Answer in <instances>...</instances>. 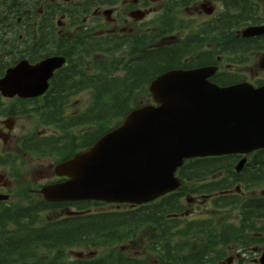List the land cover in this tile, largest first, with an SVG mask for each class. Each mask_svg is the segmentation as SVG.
I'll list each match as a JSON object with an SVG mask.
<instances>
[{
  "label": "flooded vegetation",
  "instance_id": "flooded-vegetation-1",
  "mask_svg": "<svg viewBox=\"0 0 264 264\" xmlns=\"http://www.w3.org/2000/svg\"><path fill=\"white\" fill-rule=\"evenodd\" d=\"M211 6L213 10L208 12ZM170 18L187 26L220 27L216 32L222 37L220 44L227 53L229 22L243 26L264 22V0H0L1 193L7 192L4 188L6 176L13 165H19L21 148L32 138V117L37 113V100L43 101L42 107L53 102V89L58 87L54 76L67 75L69 66L76 62H88L103 42L109 43L115 60L122 53H136L140 49L145 53L150 33ZM238 38L242 53L256 47H259L258 53L263 49L257 61L246 64L252 71L242 72L243 77L256 83L264 81V70L258 68L260 63L264 65L261 60L264 34ZM172 41L159 30L154 44L160 51L168 50L172 49L169 45ZM53 57L73 62L50 73L44 94L2 93V90L20 87L27 89L34 79L32 66ZM214 59L215 63L210 64H217L220 72L230 65L228 61L223 63L218 55ZM18 65L21 68L6 79L10 69ZM6 194L7 198L11 195ZM252 205L254 224L245 220L243 212L233 217L226 212L220 230L206 233L205 242L198 245L204 250L201 254L205 261L195 259L188 264H264V201L249 206Z\"/></svg>",
  "mask_w": 264,
  "mask_h": 264
},
{
  "label": "water",
  "instance_id": "water-1",
  "mask_svg": "<svg viewBox=\"0 0 264 264\" xmlns=\"http://www.w3.org/2000/svg\"><path fill=\"white\" fill-rule=\"evenodd\" d=\"M212 72L170 71L154 79L149 88L159 105L131 111L88 151L58 165L68 179L44 187L45 198L140 203L175 186L172 171L183 157L264 146V86L216 88L206 82Z\"/></svg>",
  "mask_w": 264,
  "mask_h": 264
},
{
  "label": "trees",
  "instance_id": "trees-1",
  "mask_svg": "<svg viewBox=\"0 0 264 264\" xmlns=\"http://www.w3.org/2000/svg\"><path fill=\"white\" fill-rule=\"evenodd\" d=\"M174 60V53L170 50H149V52H145L143 60H139L129 68V74L124 79L113 80L105 77L98 80L99 84L96 87L99 90H96L94 95L98 111L96 114L100 118L96 117L94 109H92V112H89L91 116L85 117L86 121L101 124L98 118L103 121L112 116L114 110L122 108V105L128 102L135 84L145 81L159 70L171 66V62ZM227 160L228 157L193 159L191 164L194 166L191 167L190 173L196 178H202L200 176L206 173L215 174L219 168H222L220 164L228 162ZM251 162H253L251 166L246 167L242 175L257 174L264 177V150L255 153ZM258 162L261 163L260 166L255 167V163ZM218 180L224 187H227V183H223L224 180L220 178ZM252 203L260 204L261 201L256 200ZM51 207V204L47 202L36 201L29 206L6 207L0 211V264H55L52 259L41 257L37 250L41 248L49 252L52 250V243L68 242L82 236L91 241L98 238L100 244L113 246L125 241L129 228L131 229L130 219L124 211H98L85 213V215L74 217L70 221H47L41 225L34 224L38 212ZM252 207L249 206L246 211H253L254 207ZM149 212L154 214L155 210ZM167 228L168 226H165V230ZM131 232H133L132 229ZM168 241L166 235V242ZM115 253L76 264H126L125 255L119 252Z\"/></svg>",
  "mask_w": 264,
  "mask_h": 264
},
{
  "label": "rangeland",
  "instance_id": "rangeland-1",
  "mask_svg": "<svg viewBox=\"0 0 264 264\" xmlns=\"http://www.w3.org/2000/svg\"><path fill=\"white\" fill-rule=\"evenodd\" d=\"M82 97H84V96H82ZM145 100H146V99H145L143 96H142V97L139 96V97L137 98L136 102H138V101H145ZM79 104H80L79 106L82 107V106H86L87 102H81V101H80ZM11 197H12L13 200L16 201V198H17V197H15V196H11ZM115 207H116V206H115ZM118 207H119V206H118ZM105 208H106V209H112V207H109V206H105ZM113 208H114V207H113ZM119 208H122V209H123L124 207H119ZM74 250H78V249H77V248H74Z\"/></svg>",
  "mask_w": 264,
  "mask_h": 264
}]
</instances>
